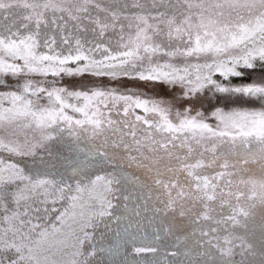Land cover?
I'll return each instance as SVG.
<instances>
[{"label":"snow or ice","instance_id":"snow-or-ice-1","mask_svg":"<svg viewBox=\"0 0 264 264\" xmlns=\"http://www.w3.org/2000/svg\"><path fill=\"white\" fill-rule=\"evenodd\" d=\"M0 264H264V0H0Z\"/></svg>","mask_w":264,"mask_h":264},{"label":"trees","instance_id":"trees-1","mask_svg":"<svg viewBox=\"0 0 264 264\" xmlns=\"http://www.w3.org/2000/svg\"><path fill=\"white\" fill-rule=\"evenodd\" d=\"M260 76H261V73L259 71L248 72L247 79H244V78H233L232 82H233V84H243V83L250 82L252 80H257V79L260 78ZM79 80H80V78H68V77H65L64 78V83H66V84L67 83H72V84L78 85ZM105 83H107V78H105ZM109 86H111V85H109ZM220 106L223 107L224 104L221 103ZM241 106H243V107H259L258 104H245L243 102L238 103V104L229 105V107H241Z\"/></svg>","mask_w":264,"mask_h":264},{"label":"rangeland","instance_id":"rangeland-1","mask_svg":"<svg viewBox=\"0 0 264 264\" xmlns=\"http://www.w3.org/2000/svg\"><path fill=\"white\" fill-rule=\"evenodd\" d=\"M129 84V86H133L131 82H126ZM162 89L161 88H157L156 91H161ZM205 107H207V105H205ZM31 135V134H30ZM38 135V133H37ZM7 155L5 154V159L7 160ZM12 159L15 161V162H18L21 164V166H24L26 167V170L27 168H30V167H34V166H41L40 165V161L39 159L37 158L36 161H35V164L33 163V159L31 157H12ZM83 195V199L84 200H87L88 199V193L85 192L82 194Z\"/></svg>","mask_w":264,"mask_h":264}]
</instances>
